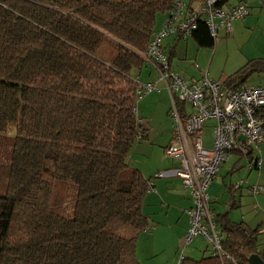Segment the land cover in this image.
I'll use <instances>...</instances> for the list:
<instances>
[{
	"label": "trees",
	"instance_id": "16d2710c",
	"mask_svg": "<svg viewBox=\"0 0 264 264\" xmlns=\"http://www.w3.org/2000/svg\"><path fill=\"white\" fill-rule=\"evenodd\" d=\"M174 1L0 0V264H140L154 184L148 191L151 178L129 162L147 135L136 73ZM190 36L213 45L200 19ZM261 69L248 61L222 84L240 88L232 84ZM217 222L222 259L189 257L185 245L180 264L264 260L258 229Z\"/></svg>",
	"mask_w": 264,
	"mask_h": 264
},
{
	"label": "built area",
	"instance_id": "2783aa9c",
	"mask_svg": "<svg viewBox=\"0 0 264 264\" xmlns=\"http://www.w3.org/2000/svg\"><path fill=\"white\" fill-rule=\"evenodd\" d=\"M218 1L202 0L196 9L189 8L181 0L174 1L166 20L154 31L145 51V59L155 71V78L147 82L137 80L135 95L140 99L150 92L159 91L161 83L170 96L169 113L175 130L172 142L164 151L178 161V166L158 171L155 177L177 176L189 192L192 205L186 209L189 225L183 236L181 251L195 237L201 236L210 245V253L221 260L224 256L221 245L223 234L209 209L208 188L220 165L228 160L230 152L247 155L264 140V87L228 88L210 79L207 72L198 81L186 79L170 70L169 59L162 47L163 38L169 35L188 38L199 19L206 23L211 37L216 38L220 29L230 31L233 21L243 19L249 13L244 2L225 10L217 6ZM186 105H189V111ZM208 120H214L215 124L211 145L206 148L201 130ZM254 164L258 166L259 160L255 159ZM241 185L242 180H239L232 187L238 189ZM152 190L150 182L148 191ZM246 190L249 193H264V186L250 185ZM181 259L182 254L177 264Z\"/></svg>",
	"mask_w": 264,
	"mask_h": 264
},
{
	"label": "crops",
	"instance_id": "0c3cea01",
	"mask_svg": "<svg viewBox=\"0 0 264 264\" xmlns=\"http://www.w3.org/2000/svg\"><path fill=\"white\" fill-rule=\"evenodd\" d=\"M181 1L186 3L191 9L198 8L202 3V0ZM241 2L247 4L249 8L248 15L243 19L233 21L230 31H226L223 28L220 29L217 37L214 38L212 46H200L198 42L191 36L189 37L192 38V41H189L188 37L185 39L186 43H182V38H177L174 35H169L163 38L162 47L169 56L170 70L172 69L173 61L176 57H178L179 52V61L182 60L180 55H184V57H186L185 59H188V55H190L194 60L191 65L197 70L201 71V75L199 76L188 74L185 67L189 64L187 62H182L185 65L175 64L176 68L183 72L180 76L185 77L186 75H192L189 76V78H185L198 81L200 80L202 74L207 72L209 77L208 71L202 70L200 66V63H202L204 59L205 52H212L214 57L218 49L227 46L229 39L226 38L230 36V32L235 34L236 32L238 33L245 29L264 31V1L223 0L222 8L229 10L231 7ZM166 17V12L161 13L156 17L155 30H158L162 26L166 20ZM182 46H184V50L183 53L180 54V52H182ZM262 49H264V47H261L258 43L254 45L253 48L247 49L242 54L237 53L238 55L235 56L231 61V67L235 64V67L240 65V68L248 61H264V50ZM253 73L264 74V69L252 71L250 75ZM136 76L141 82L154 80L155 71L152 69L151 64L146 59L142 68L136 73ZM227 77L223 78L221 83H224ZM255 82L257 83V86L264 87V76H257ZM159 84L160 90L157 92H159L158 94H161L160 99L164 101V108L166 109L168 103L171 105L170 96L164 86L161 83ZM232 85H238L239 87H242L244 86V82ZM136 109L142 123L144 119L140 113H142L143 108L139 105V107ZM212 121L213 128L215 121ZM172 138L173 137H171L170 133L167 142L163 144L162 148H165L168 144H170L172 142ZM255 159L259 160L258 166H254ZM136 168L140 171L145 179L151 178L152 172H148V174H146L143 172V169L141 170L140 166H136ZM239 180H242L241 187L234 189L232 187L233 183ZM153 184L154 190L146 195L142 207L143 213L148 216L150 228L142 231L138 235V242L136 241L135 246L136 250V247L140 242L141 249L139 251L143 252L144 250L145 255H147L144 256L143 259L136 257L140 264H145L144 260L148 259H155L154 264H166L172 262L175 259V251L177 248H179L180 243L183 240L184 233L189 225V218L186 213V209L192 205V202L189 192L184 187L181 180L174 176L163 179L157 178L153 181ZM250 185L264 186V140L258 143L257 147H255L250 156L242 154L238 151L230 152L228 160L220 165L217 176L214 178L208 188L209 209L213 213L216 222L219 221V219L225 217L231 222H242L249 228L258 229L261 242L260 248L264 249V240H262V238H264V193L247 192L246 188ZM219 223L217 222V226L221 228ZM175 225L178 227L177 232L172 231V228ZM172 238L175 239V242L170 241ZM200 243L201 241H198L196 245H199ZM170 246L171 249L167 251L168 255H165L166 258L161 257L160 254L166 248H170ZM185 249L186 248H184V251H186ZM199 253L200 251L198 249H189L186 255L190 257H196V255Z\"/></svg>",
	"mask_w": 264,
	"mask_h": 264
},
{
	"label": "rangeland",
	"instance_id": "374dc122",
	"mask_svg": "<svg viewBox=\"0 0 264 264\" xmlns=\"http://www.w3.org/2000/svg\"><path fill=\"white\" fill-rule=\"evenodd\" d=\"M226 39H229L226 47L224 46L223 48L218 49L214 57L212 55V52L210 51L205 52L204 59L202 63H200L201 69L204 71H208L210 79H213L218 82H222L223 78L227 77L228 75L230 76L231 73L235 72L239 68L240 65H237L235 67V64L231 67V61L235 56L238 55L237 53L242 54L247 49L253 48L254 45L258 43L261 47H264V31L245 29V30H241L238 33L236 32L235 34H233V32H230V36H228V38ZM181 41L182 43H186L185 39H182ZM189 41H192V38L189 37ZM111 47L112 46L109 43L105 44L103 49L105 52L104 53L105 56H110L114 52V50L111 49ZM181 49L182 52H180V54L183 53L184 46H182ZM188 56H189L188 59H185L186 57H184V55H180L182 60L179 61V52H178V57L174 59L171 71L173 73L182 75L183 72L178 70L175 64L185 65L183 63L187 62L189 65H186L185 68L187 69L188 74H194L193 76L201 75V71L197 70L191 65V63H193L194 61L193 57L190 55ZM189 76L192 75H186L185 77L189 78ZM257 76H264V74L253 73L250 75L249 73V75L242 76L240 79L236 80L235 82L237 83L244 82V86H257V83L255 82ZM158 93L159 92L157 91L150 92L144 95L143 97H141L136 102V108H138L139 105L142 106L143 108L142 113L140 114H142L144 121L141 124L145 129V133H147V138L136 141V143L133 145L131 149L130 158H129L130 165L134 167L140 166L141 170L143 169V172L146 174H148V172H152L151 182L159 178V177H155V173H157L158 171L178 166V161L169 157L165 153L164 148H162L163 144L167 142L170 133H171V137H173L175 127H174L173 117L169 113L171 105L170 103H168L165 109L164 101L160 99L161 94ZM186 109L187 111L190 110L189 105H186ZM212 125H213V121L208 120L205 123L204 128L201 130V135L204 143L203 145L206 148L210 147L211 145L212 135H213ZM11 129L13 130L14 127L12 126ZM174 177L179 178L177 176ZM172 231L177 232L178 227L176 225L173 226ZM262 240H264V238H262ZM170 241L175 242V239L172 238V240ZM198 241H201V243L199 245H196ZM182 243L183 240L180 243L179 248H177L175 251V259L172 262L166 264H177L178 258L180 257V253H181ZM140 247L141 244L139 242L135 250V255L137 258L143 259L144 256L147 255H145L144 250L143 252L139 251L141 249ZM185 248H186L185 249L186 251H184L185 255L187 254L189 249L192 250L198 249L200 253L196 255V257H192L197 259L206 254H209V251L211 249L208 242L201 236L195 237L190 244L185 246ZM169 249H171V246L170 248H166L160 254V256L166 258L165 255H168L167 251ZM144 263L154 264L155 259L144 260Z\"/></svg>",
	"mask_w": 264,
	"mask_h": 264
},
{
	"label": "water",
	"instance_id": "95a60500",
	"mask_svg": "<svg viewBox=\"0 0 264 264\" xmlns=\"http://www.w3.org/2000/svg\"><path fill=\"white\" fill-rule=\"evenodd\" d=\"M248 260L251 264H264V260H262L258 254L254 253V254H251L249 257H248Z\"/></svg>",
	"mask_w": 264,
	"mask_h": 264
}]
</instances>
